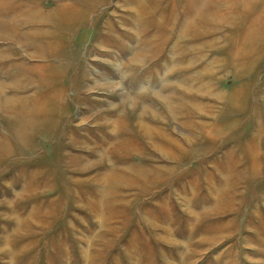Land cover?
I'll list each match as a JSON object with an SVG mask.
<instances>
[{
	"label": "rangeland",
	"instance_id": "obj_1",
	"mask_svg": "<svg viewBox=\"0 0 264 264\" xmlns=\"http://www.w3.org/2000/svg\"><path fill=\"white\" fill-rule=\"evenodd\" d=\"M135 1L0 0V264H264V0Z\"/></svg>",
	"mask_w": 264,
	"mask_h": 264
},
{
	"label": "bare ground",
	"instance_id": "obj_2",
	"mask_svg": "<svg viewBox=\"0 0 264 264\" xmlns=\"http://www.w3.org/2000/svg\"><path fill=\"white\" fill-rule=\"evenodd\" d=\"M78 0H76L77 2ZM147 1H150V0H136L135 2V8H133L134 10V13L136 15H138V18H137V22H140L142 26L143 23L144 24H147L146 22H144V15L141 16L140 13H141V10H142V6H144V4L147 2ZM77 3H73L72 2V5H69V4H60V6L57 7L56 11L58 12V14L60 15H64L66 12H68L69 10H77L76 9V6ZM203 6H204V2L202 0H193V2H191L190 4V8H189V14L190 16L186 15L184 17V20H183V23L181 25V30L184 37H186L187 35H191L192 33L196 32L198 28H200V25H203V20L206 18L204 17V14H203ZM78 8V7H77ZM136 10V11H135ZM70 12V11H69ZM188 16V17H187ZM141 18V20H140ZM49 19V18H48ZM138 25V24H137ZM139 26V25H138ZM147 26L148 25H144V27L142 28L144 31H147ZM135 28V27H134ZM140 28V27H139ZM145 36L149 37L147 38L146 41H148V39H152L153 37V33H149V32H146ZM237 47L240 45V42L237 43ZM199 51L198 49H196V52ZM106 52V51H105ZM104 52V53H105ZM106 54V53H105ZM139 54V51H136L133 53V55L130 57L129 59V62H131L133 64V66L135 68H132L131 69V75L132 73H134V71L136 70V67H137V56H140L138 55ZM130 75V74H129ZM135 93V92H134Z\"/></svg>",
	"mask_w": 264,
	"mask_h": 264
}]
</instances>
